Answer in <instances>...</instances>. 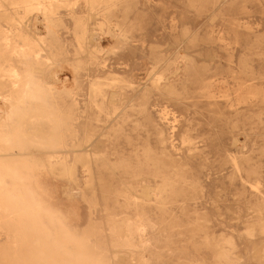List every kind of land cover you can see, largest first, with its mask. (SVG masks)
Instances as JSON below:
<instances>
[{"label": "rangeland", "instance_id": "obj_1", "mask_svg": "<svg viewBox=\"0 0 264 264\" xmlns=\"http://www.w3.org/2000/svg\"><path fill=\"white\" fill-rule=\"evenodd\" d=\"M221 1L213 22L206 0H128L126 21L120 2L117 45L103 7L57 12V81L34 76L65 148L11 144L26 167L0 188L20 202L0 212V264H264V0ZM22 26L46 35L40 13Z\"/></svg>", "mask_w": 264, "mask_h": 264}, {"label": "bare ground", "instance_id": "obj_2", "mask_svg": "<svg viewBox=\"0 0 264 264\" xmlns=\"http://www.w3.org/2000/svg\"><path fill=\"white\" fill-rule=\"evenodd\" d=\"M78 1L79 0H75L71 3L68 0H0V188L5 184L3 182L6 177H8L13 183L19 182L21 179L20 171L26 167L24 164L15 166L12 161L8 159V152L11 149V144L13 147H15V149H23L28 144L35 147L37 146L45 148L50 152L51 156H57L60 152L64 151L65 138L68 134V126L59 115L47 108L46 95L51 94V88H44V83L36 80L34 73L38 72L42 75L44 73H49L50 81L54 84L57 81L58 72L53 70L57 57V52L53 44V40H56L53 32V27L57 22L56 14L61 9L74 14V10ZM206 1L210 2L213 8V10L210 12V19L211 22H213L215 19V12L218 10L222 1ZM120 2L123 3V6L125 7L126 13L123 19L126 21L128 19V10H130L128 7V0H84V9H86V11L89 13L88 19L98 17L99 9L102 7L104 8L103 11L106 12L103 15V20L98 24L97 28L100 33H106L107 36L113 38V40L116 41V45L117 42L120 43V41L128 43L132 38V26L128 28V30L124 31L122 30L121 24L116 23L113 19L115 17L113 12L116 8V5H118ZM35 12L40 13L46 21L45 37L37 36V38H33L25 32L26 29L23 28L24 26H22V21L30 14ZM173 22L175 23L174 18ZM174 23L173 25H175ZM61 25L63 24L61 23ZM75 26L76 29L81 30L80 34H77V41L82 42V40L85 39L83 33V20L76 19ZM192 37L196 38V33H194ZM116 45H114V47ZM78 46L80 47L79 44L77 47ZM54 50L55 53H53ZM48 52H50V55L44 58V55ZM81 52L83 51L81 50ZM149 79H151L152 85L155 88H159L161 86L160 83L165 81L164 77L157 76L154 73ZM112 83L113 81L111 82V85ZM166 83L168 82L166 81ZM100 85L97 83L91 84V88L89 89L91 90L92 101L101 95L102 90ZM70 88L73 89V87ZM67 89L68 88H66V90ZM116 97L117 96L113 94L111 101L116 99ZM88 141L89 139H87V142ZM42 174L44 173H41V175ZM19 205L20 202L18 198L0 195L1 213H7L9 211L15 210ZM40 225L42 226V224ZM67 256H69V254Z\"/></svg>", "mask_w": 264, "mask_h": 264}]
</instances>
